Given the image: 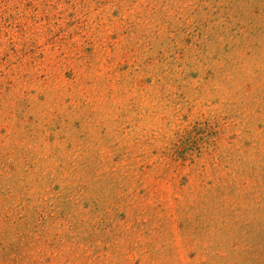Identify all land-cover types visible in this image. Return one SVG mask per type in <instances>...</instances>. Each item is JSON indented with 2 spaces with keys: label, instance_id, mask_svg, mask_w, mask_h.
<instances>
[{
  "label": "rangeland",
  "instance_id": "obj_1",
  "mask_svg": "<svg viewBox=\"0 0 264 264\" xmlns=\"http://www.w3.org/2000/svg\"><path fill=\"white\" fill-rule=\"evenodd\" d=\"M0 264H264V0H0Z\"/></svg>",
  "mask_w": 264,
  "mask_h": 264
}]
</instances>
